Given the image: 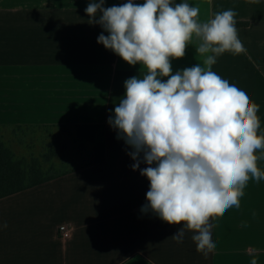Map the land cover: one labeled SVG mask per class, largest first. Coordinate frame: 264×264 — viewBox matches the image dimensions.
I'll list each match as a JSON object with an SVG mask.
<instances>
[{
    "label": "crops",
    "instance_id": "1",
    "mask_svg": "<svg viewBox=\"0 0 264 264\" xmlns=\"http://www.w3.org/2000/svg\"><path fill=\"white\" fill-rule=\"evenodd\" d=\"M90 2L0 0V127L105 129L103 162L0 199V225L7 224L0 227V264H264V179L250 178L240 207L210 219L211 250L198 251L191 230L177 243L171 236L180 225L141 212L150 181L140 169L148 165L132 170L131 148L108 120L124 82L147 69L97 43L108 33L89 23ZM126 2L104 0V7ZM179 3L199 7L200 23L229 9L236 23H247L236 26L246 51L223 53L211 70L259 105L264 135V0H172ZM199 43L194 35L185 56L171 61L173 74L198 63L207 70L211 53H197ZM255 154L264 171V149ZM62 225L68 239L58 235Z\"/></svg>",
    "mask_w": 264,
    "mask_h": 264
},
{
    "label": "clouds",
    "instance_id": "2",
    "mask_svg": "<svg viewBox=\"0 0 264 264\" xmlns=\"http://www.w3.org/2000/svg\"><path fill=\"white\" fill-rule=\"evenodd\" d=\"M85 12L89 23L108 33H101L97 43L129 65L147 69L143 78L124 82L125 95L108 120L117 139L131 148L132 170L148 165L140 169L150 181L141 212L180 225L171 236L177 243L191 230L198 251L213 249L210 219L240 207L250 178L264 179L255 154L264 149L259 105L211 70L223 53L246 51L237 13L225 10L200 23L199 7L173 6L172 0H127L108 8L104 0H93ZM194 35L200 41L196 52L211 53L203 61L207 70L198 63L173 74L171 61L185 56Z\"/></svg>",
    "mask_w": 264,
    "mask_h": 264
},
{
    "label": "rangeland",
    "instance_id": "3",
    "mask_svg": "<svg viewBox=\"0 0 264 264\" xmlns=\"http://www.w3.org/2000/svg\"><path fill=\"white\" fill-rule=\"evenodd\" d=\"M0 141L17 160L37 159L44 176L76 170L83 163L81 149L87 154L92 147L76 140L74 132L59 128H5L0 130Z\"/></svg>",
    "mask_w": 264,
    "mask_h": 264
},
{
    "label": "trees",
    "instance_id": "4",
    "mask_svg": "<svg viewBox=\"0 0 264 264\" xmlns=\"http://www.w3.org/2000/svg\"><path fill=\"white\" fill-rule=\"evenodd\" d=\"M244 25H247V23H236V26ZM5 128L0 127V130ZM59 129L65 132H74L76 140H79L82 144L90 143L92 145L90 152L87 154L81 149L80 154L83 156V163L76 170L84 169L104 161L105 129L103 125L60 126ZM41 169L42 165L37 159L32 158L29 161L26 159H15L4 142L0 141V199L49 182L66 174L44 176Z\"/></svg>",
    "mask_w": 264,
    "mask_h": 264
},
{
    "label": "built area",
    "instance_id": "5",
    "mask_svg": "<svg viewBox=\"0 0 264 264\" xmlns=\"http://www.w3.org/2000/svg\"><path fill=\"white\" fill-rule=\"evenodd\" d=\"M141 0H133V3H136ZM58 235L61 238L68 239L71 236V230L65 225L59 227Z\"/></svg>",
    "mask_w": 264,
    "mask_h": 264
}]
</instances>
